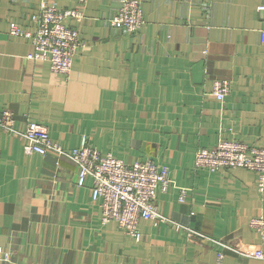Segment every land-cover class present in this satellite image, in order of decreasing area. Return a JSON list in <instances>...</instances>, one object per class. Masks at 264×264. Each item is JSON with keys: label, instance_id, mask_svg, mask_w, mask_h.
I'll list each match as a JSON object with an SVG mask.
<instances>
[{"label": "crops", "instance_id": "crops-1", "mask_svg": "<svg viewBox=\"0 0 264 264\" xmlns=\"http://www.w3.org/2000/svg\"><path fill=\"white\" fill-rule=\"evenodd\" d=\"M119 1L0 0V111L20 131L43 125L65 150L86 137L124 163L154 161L172 181L156 196L171 223L141 221L140 241L102 224L91 179L78 187L68 157L27 154L0 130V264H264L234 248L264 252L248 226L264 215L257 175L194 167L196 151L220 139L264 148V0H139L135 34L110 26ZM42 3L83 13L68 21L81 45L67 76L27 59L30 41L10 34L11 25L32 31ZM215 80L230 82L222 102ZM172 223L210 240H187Z\"/></svg>", "mask_w": 264, "mask_h": 264}, {"label": "built area", "instance_id": "built-area-1", "mask_svg": "<svg viewBox=\"0 0 264 264\" xmlns=\"http://www.w3.org/2000/svg\"><path fill=\"white\" fill-rule=\"evenodd\" d=\"M86 2L87 0H78L82 6ZM257 10L264 12V4L259 5ZM82 20L83 13L78 9H59L54 4L42 3L31 16L32 31H22L16 25H11L10 34L30 41L32 52L26 56L27 59L46 62L52 73L67 76L81 45L78 30L70 26L68 21L81 23ZM109 23L111 27L127 34L137 33L143 24L140 1L120 0ZM261 40L264 42V31H261ZM229 92L228 80L213 82L211 93L217 101L222 102ZM0 130L24 141L23 148L27 154L37 153L43 156L51 153L58 157H68L76 167L78 187L84 186L87 179H91L90 196L93 202H98L102 224L114 223L123 232L140 241L141 221H148L155 226L171 223L159 212L156 196L158 192H167L172 181L166 169L154 161L148 159L132 164L124 163L110 153L102 154L89 146L86 137H82L78 147L65 150L61 144L51 140L43 125L27 123L23 131L16 129L9 109L0 111ZM194 167L210 172L238 168L251 171L257 175V191H264V148L252 147L236 140L220 139L215 145L196 151ZM184 198L183 193L179 200L183 201ZM172 225L187 240H210L184 225ZM248 226L259 235L260 242L264 243V215L252 217ZM219 244L233 247L229 243ZM234 248L243 256L264 260V252L260 246L244 250L236 244ZM2 255L0 247V258H3ZM217 257L220 262L224 255L219 252Z\"/></svg>", "mask_w": 264, "mask_h": 264}, {"label": "rangeland", "instance_id": "rangeland-1", "mask_svg": "<svg viewBox=\"0 0 264 264\" xmlns=\"http://www.w3.org/2000/svg\"><path fill=\"white\" fill-rule=\"evenodd\" d=\"M133 163H134V162H133ZM131 164H132V163H131ZM260 216H263V215H260ZM257 217H259V216H257ZM250 219H251V218H250ZM250 219H249V220H250ZM249 220H248V221H249ZM224 243H225V242H224ZM227 244H228V243H227ZM229 244H230V245H234V244L231 243V242H230Z\"/></svg>", "mask_w": 264, "mask_h": 264}]
</instances>
